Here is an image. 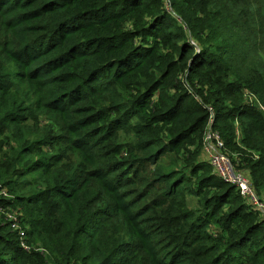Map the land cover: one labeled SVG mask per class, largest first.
<instances>
[{"label": "trees", "instance_id": "1", "mask_svg": "<svg viewBox=\"0 0 264 264\" xmlns=\"http://www.w3.org/2000/svg\"><path fill=\"white\" fill-rule=\"evenodd\" d=\"M252 1L256 8L254 11L251 7L248 11L239 10L236 3L245 5L241 0H168L170 8L175 12H172L175 14L173 15L167 10L164 0H0V19L5 17L0 24L3 40L0 57H8L22 71L12 78H6L5 83L0 84L1 105L4 93L7 92L3 91L5 86L11 87L14 82L20 80V75H24L32 82H36V79L37 83L42 82L50 101L59 100L60 95H65V100L60 99L52 105L58 114L74 113L78 107H73L78 100L79 105L88 98L94 99L95 95L112 96L108 105L115 104L116 100L123 97H132L135 105L131 104L128 109L121 105H116L113 110L101 106L95 108L89 119H84L78 126L68 123L65 127L66 144L70 143L73 147L74 144L75 147L79 146V142L84 144L87 139L84 122L110 119L109 116L114 112L121 118L118 120L123 122L126 120V114H134L137 111V122L140 124L133 126L132 130L138 135L143 134L146 129L157 128L161 122L165 127L162 132L166 134L165 137L155 135L147 141L138 142L140 146L143 145L141 151H151L142 158L133 157L134 159L126 161V165L134 161L133 174L123 177L121 173L120 179L113 181L112 176L120 168L116 167L120 164L119 161L114 160L97 165L93 170H80L79 167V175H67L58 185L51 188L57 202L53 206L50 205V208L55 210L42 215L39 213L45 219L41 222L32 219L28 223L32 229L31 233L39 237L43 246L48 247L45 248L51 259L59 264H70L72 260L82 264L127 263L126 254L130 253L133 247H137L136 244L146 245L149 242L148 233L144 239L138 229L139 222L130 218L127 213L125 215L126 209L133 208V201L128 199L132 195H128L127 190L138 188V199L142 201L147 196L150 197V192L158 185L160 194L152 195L149 198L150 203L146 204L143 212L139 211L140 214H153L155 207L173 206L172 203H175L177 195L182 191L185 195L197 198L203 195L201 202L204 205V220L217 217L224 205L229 209L218 220L226 239L220 236L217 240L204 232L208 224L195 226L189 215L173 212L170 217L175 215L174 221L170 219L169 224L157 226L161 232L157 240L161 244L165 243L160 246L166 250L153 248L151 256L158 258L153 259L154 264H264V220L250 209L233 185L211 174L212 168L208 162L202 165L195 160L189 161L186 167L191 173L184 177V174L180 176L175 170L164 171L160 159H156L157 154L160 156L172 151V142L176 140L186 138L190 143V138L194 137L196 141L193 144L202 141L206 133L205 126L210 120L212 131L217 132L222 139L225 136L224 145L238 153L236 170L248 171L255 190L264 196V113L257 106L242 100V91L249 86V72L244 65L246 52H241L239 46L241 40L249 42L245 37L249 36L251 25L256 24L264 30V0ZM113 4L125 6L121 19L127 18L126 22L130 21L134 27V30L120 35L124 42L134 46L131 52L123 56V44L116 47L95 46L108 42L98 38L103 37L99 27L108 25L110 18L96 20L94 17L108 11ZM244 11L246 15L243 14ZM199 12L208 17L210 15L222 19L228 34V39L223 42L232 49H215L207 42L201 41V37L196 38V35L194 38L197 41L193 44L183 33L177 31L180 29L177 20L181 23L183 20L192 23V17ZM146 36H151L154 41H165L173 45V53L165 59L164 71L161 74L158 73V67L144 73L139 70L141 66L147 65L146 61L149 59L144 58L145 55L142 54H139L138 60L144 61V64L125 71V62L133 51L138 50L134 44L139 42L135 43L134 40L138 39L142 45H146ZM148 51H151V48ZM237 61L241 64H237ZM114 67L116 69L112 78H100L102 71L112 70ZM121 67L124 68L119 71ZM153 71H156L157 75H154ZM175 72L183 73L185 81L171 83L176 80ZM162 77H166L169 83L164 84L163 80H160ZM130 79L133 81L130 94L123 96L129 92L126 89L119 95L117 86L125 85L124 81ZM158 88L160 94L156 99L151 98V94ZM170 90L174 91L173 95H168ZM175 90L178 92L175 93ZM255 94L257 91L253 93ZM260 94L264 96L261 92ZM72 95L76 97L74 100L70 99ZM7 117L12 119L7 122V128L18 129V121L12 116ZM235 121L237 129L234 127ZM120 125L118 121L112 126L106 124L104 132H96L94 138L99 136L101 141H105L102 133L112 135L114 129ZM5 129L0 128V137ZM81 130H84V136L78 135ZM54 145L56 146L55 143ZM54 145L52 144V150L55 149ZM112 153L115 156L120 154L117 150ZM21 154L26 159L32 156L31 147L23 150ZM61 159L48 162L46 158L42 167L52 168ZM85 160L89 162L90 157ZM92 164L94 166L96 162ZM34 169V166H31L21 176L0 175L1 188L12 191L15 187H26L25 178ZM178 177L181 178L176 181ZM87 181L98 183L101 189L102 202L97 208L93 207L96 199L90 202V198H87L83 201L81 195L72 199ZM22 190L23 188H19L13 193L15 206L31 202L21 195ZM38 200L32 199L30 205ZM74 202L79 205L74 206ZM111 218L120 220V231H104ZM45 223L49 224L50 231L40 233L38 228L44 227ZM4 228H0V264H45L42 255L23 250L16 240L15 233H4V236H1ZM89 230L92 233H89ZM184 244L186 249L195 244H203L207 249L205 251V248L201 247L199 257L179 260L172 258L166 261L159 258L160 255L168 254L174 246L177 247L176 253L184 257L189 256V252H180ZM168 248L170 249L167 250ZM140 264L148 263L143 260Z\"/></svg>", "mask_w": 264, "mask_h": 264}, {"label": "rangeland", "instance_id": "2", "mask_svg": "<svg viewBox=\"0 0 264 264\" xmlns=\"http://www.w3.org/2000/svg\"><path fill=\"white\" fill-rule=\"evenodd\" d=\"M164 1L167 10L172 13L173 10L170 8L168 0ZM241 2L246 6L240 3H236V6L239 10L248 11L250 10V7L253 11L256 10L254 6L255 4L252 0H241ZM124 7V5L117 6L113 4V6L108 9V11H105L103 12V14L94 17L96 20L102 18H110V21L107 22L108 25L99 27L101 33L103 34V37L98 38L100 40H108V42L105 45L96 44L95 46L116 47L117 45L123 44L125 46L121 48L122 56L131 52L132 47H134L130 45L131 43H128L127 41L124 42V40L121 39L122 36H120L122 35V33H128L134 30V27L130 23V21L126 22L127 18L121 19V15H123V13L125 12ZM256 13L257 11H255V14ZM243 14L246 15L247 13H245L244 11ZM146 18L144 19L146 20ZM89 19L90 17H88V20ZM192 19V23L187 22L186 20L185 22H183V20L181 23V21L177 20L179 24L178 26H180V29H178L177 31L183 33L190 43L196 44L197 40L194 38V36L196 35V38H198V36L201 37V41L207 42L209 46H212L215 49L218 47H220L221 50L232 49L231 46H228L223 42L224 39H228V34L226 32L225 25L223 24V21L220 17L214 18L210 15L208 17L206 14L199 12L195 14ZM3 20H5V17H3V19H0V24ZM90 36L94 35L90 34ZM245 38L248 39L249 42L241 40L239 49L241 50V52L245 50L247 55L244 65L249 72L247 78L249 86L247 85L248 87H246V89L242 91V100L244 101V103L246 102L247 104L253 105L254 107L257 106L260 111L264 113V107H262L264 106V96H260V92L264 94V30H261L256 24H253L251 25V32L249 36ZM137 41L139 42V44L134 45L138 48V50L133 51L134 53H131L130 58L127 61L125 60V71L135 68L134 66H138L139 64L143 65L144 61L138 60L140 57L139 54H142L143 56L145 55L144 58L149 57L150 60L148 59L146 61L147 65L143 67L141 66V69L139 68V70L144 73L147 71H152L153 67H158V73L161 74L164 71L163 63L165 59L169 58V56L173 53V45L165 41L164 43L159 40L154 41L151 36H146V45H142V43L138 39L134 40L135 43ZM228 42L230 43V40ZM2 43L3 40L1 39L0 48ZM248 44L249 47H247ZM150 48L151 51H148ZM35 49L37 48L35 47ZM143 56H141V59ZM237 64H241V62L237 61ZM124 67H121V70L119 71H122ZM115 69L116 67L112 68V70L102 71L100 78L103 80L107 77L112 78L113 74L115 73ZM175 70L176 68H174V71ZM19 71L20 70L18 66L10 61L8 57H0L1 85L5 83V81L7 80L6 78H12L14 75L18 74ZM20 72L22 73V71ZM153 73L155 75L156 71H153ZM176 75V80H174L173 82L170 81L171 83L177 84V82H183V80L185 81L183 73H176ZM20 76V80L14 82L11 87L5 86L3 91L7 92L4 93V97L2 100L3 105L0 104V128L2 130L6 128V131L0 137V175L18 174L21 176L22 173H25V171L30 169L31 166H34L35 169L26 176V187L25 185H22V187H15L12 188V191H7L0 186V228L5 227L1 236H4V233H15V236L17 237L16 240L19 241V244H25V246L28 247V250L26 251L27 253L34 252L42 255L45 264H59L57 261L49 257V254L47 252L48 247L43 246L39 237H35L34 234L31 233L32 229L28 224L30 223L29 220L32 219H38L40 220V222L45 220L40 216V214L42 215L46 212L55 210L50 208V205L53 206L57 202V198L53 194L51 188L58 185L67 175H76V173H78L77 175H79L80 172L77 171V168L79 167L80 170H93L97 165H104L114 160L119 161L120 164L116 165V167L119 166L120 168L118 169V171H115V175L112 176L113 181L120 179L119 175H121V173H123V177L133 174L132 165L134 161H132L128 165H126V161L132 160L133 157L142 158L146 154H148V151H151V149H148V151H141L140 149L143 147V145L140 146L138 142L147 141L150 138H154L155 135L165 137L166 134L162 133L165 127L162 125L163 122H161L160 126H158L157 128L153 127L146 129L143 134L138 135L132 130L133 126H137L138 124H140L139 122H137L139 118V116H137L136 114L137 111L134 114H126V120L123 122H120V120H118L121 118L117 117V114L114 112L109 116L110 119L106 118L104 120L95 122H84V125H86L85 127L87 128L85 132V136H87V139H84V144L79 142V146L75 147L76 144H74L73 147L70 143L66 144L67 136H65V127L68 123L71 122L72 124L78 126L84 119H89V115L92 114L95 108H99L101 106L113 110L116 105H121L125 106L128 109V106H130L131 104L132 106L135 105L134 101H132V97H125V99L123 97V99L116 101L112 98L115 101V104L108 105L109 100L112 96L106 97L102 95H95L94 99L88 98L85 102L79 105L78 103L80 102V100H78L73 107V109L78 107L74 113L69 112L67 114L64 112H60V114H58L54 111L53 106L57 102H59L60 99H64L63 96L65 95H60L59 100L57 99L50 101V98H48L47 96V89L42 82L37 83V79L36 82H32L30 78H25L24 75ZM97 79L98 78H96V80ZM173 79H175V77ZM160 80H163L164 84L169 83V80L166 77H162L160 78ZM123 84L125 85H122L120 87L119 85L117 86L119 90L118 94L122 95V93H124V91L127 89L129 92L126 95H123L127 96L132 91L130 89V86H133V81L130 79L129 81H124ZM255 91H257V94L253 95ZM176 92L178 91L175 90V93ZM173 93L174 91L170 90L168 95H173ZM158 94H160L159 88L154 91L153 94H151V98L156 99ZM74 98H76L74 97V95L70 97V99L73 100ZM209 112L211 114L210 109ZM7 115L12 116V118L18 121V129H13L12 127L7 128V122L9 121V119L12 120L10 117H7ZM116 121L121 123V125L118 126L119 128L117 129L113 128L114 132L112 133V135L114 136L108 135L107 133H102V137L106 138L105 141H101V137L99 136L94 138L96 132H104L103 128L106 124L112 126ZM210 122L211 121L209 120L205 126L206 134H204L202 141H197L196 144H193V142L196 141V138L192 136H190L192 138L189 137L190 140H192V142H190L191 144L189 143V139H179L172 142V151L162 153L160 156L157 154L156 159L157 161H159L160 159L162 169L164 171L168 172L175 170L179 172L180 176L184 174V177H186L191 173L190 169L186 167V163L195 160L204 165V163L206 164V162L209 161L212 153L214 151L217 152L215 146H212L213 152H211L212 150L208 146L207 150H211L210 152L204 150L203 147L204 138L207 137L208 131L214 132L210 127ZM115 125L117 126V124ZM234 127L237 129L236 121L234 122ZM83 131L84 130H81L78 135L84 136ZM223 137V139H225V136ZM58 139H60L59 143H57ZM47 142H49L50 144H45ZM223 142L225 143V140H223ZM54 143L56 144V146L54 145ZM52 144L55 146L54 150H52ZM137 144L140 146L139 149ZM86 145L88 146L84 149L83 147ZM209 146H211V144H209ZM29 147H31L32 156L26 159L21 153L23 150L28 149ZM224 149L229 167H231L232 171L235 173H245V175L243 174V176L252 189L254 197L257 201L264 203V196L263 194L255 190L254 185L251 183L249 172L236 170L237 167L235 165V162L238 161V153L233 152V149L228 145H224ZM114 150H117L120 154L115 156V154L112 153ZM88 154L91 156H88ZM87 157H90L89 162L85 160V158ZM46 158L48 162H53L54 159L57 158L62 159L61 161H59V163L55 164L54 167L44 168L42 167V162L45 161ZM120 160H124V162H120ZM93 162H96V165L93 166ZM151 170L153 171L152 168ZM210 173L214 174L217 177V173L213 170V168ZM179 178L181 177H178L176 181H179ZM19 179L21 180V177H19ZM193 181L194 179H192V184ZM19 188H23V193L21 194L23 197H26V199H29V201L31 202L32 199H39V202L37 201L33 205H30L31 202H29L27 205L24 204L22 206H15L13 203V193L15 191H18ZM127 191H129L128 195H132L128 199H131L133 201V208L132 210L126 209L125 215L128 214L130 218H132L133 220L136 219V222H139L138 229L141 231L144 239L146 238V233H148L147 237L149 242L146 245L136 244L137 247H133V249L130 250V253L126 254V261L128 262L125 264H140L143 262V260H146L148 264H154L153 259L158 258H156V256L152 258L150 252L153 250V248L166 250L165 247L160 246L165 245V243L161 244L160 241L157 240V238L161 235V232L159 231V228L157 226H160L162 224H169L168 221H170V219L171 221H174L173 219L176 218L175 215L173 216V218L170 217L173 212H175V214L189 215L191 219H193V222H195V226H205V224H208L204 232H207V234L215 240H217L220 236L222 238L226 237L225 234L223 235V233L221 232L222 225L219 224L218 220L220 216L227 213L229 209L227 205L223 206V208L219 211L217 217L209 220H204L202 218L204 205L201 202L203 195L200 196V198H197L192 195H185L184 191H182L177 195L175 203H172L173 206L162 208L155 207L153 214H140L139 211H142L145 208L146 204L150 203L149 198H151L152 195L160 194L161 191L159 186L156 185L153 192H150V194L152 193V195L150 197L147 196L145 200L142 201L138 199V188H128ZM100 192L101 189H99L98 183L95 184L92 183V181H87L80 189L79 193L77 195L74 194L75 196L72 197V199H76L80 195L83 201H85L87 198H90V202L93 199H96L93 207L97 208L98 205L102 202ZM177 203H180L181 205ZM73 205L78 206L79 204L77 202H74ZM260 216L264 220L261 214ZM125 219H127V216H125ZM150 221H152V223H149ZM119 223V219L115 220L111 218L108 225L105 226L104 231H120L121 226ZM38 229L40 230V233L45 231L49 232L50 226L48 223H45L44 227H40ZM92 229L93 228H91V230ZM89 233L92 232H90L89 230ZM195 233L197 232L195 231ZM201 247L205 248L203 244H195V246H191L190 248L186 249L187 247L184 244L183 249L180 250V252L182 254H188V252L190 253L189 256L184 257L183 255L176 253L177 247L174 246L168 254L164 256L160 255L159 258L166 261V259L171 260L172 258H176L175 260H179L180 258L199 257L200 255L198 253H200ZM170 248H168L167 250H169ZM206 249L207 247L205 248V251ZM70 264L82 263H78L72 260Z\"/></svg>", "mask_w": 264, "mask_h": 264}, {"label": "built area", "instance_id": "3", "mask_svg": "<svg viewBox=\"0 0 264 264\" xmlns=\"http://www.w3.org/2000/svg\"><path fill=\"white\" fill-rule=\"evenodd\" d=\"M206 134V133H205ZM211 144V146H209ZM213 144V145H212ZM207 146L212 150V146H215L216 151L213 152V150H207ZM204 150L207 152H213L212 156L210 157L208 163L211 165L213 170L217 173V177L224 181L225 183L231 184L236 188L237 192L239 193V196L244 200V202H247L250 209L253 211H257L262 215L264 218V203H261L256 200L252 193V189L250 188L249 184L246 182L243 174V172H233L231 167H229V163L226 158V153L224 149V142L222 138H220V135L216 132H209L207 137L204 138L203 143ZM259 214V215H260ZM23 250L27 251L28 247L25 246V244L20 245Z\"/></svg>", "mask_w": 264, "mask_h": 264}]
</instances>
